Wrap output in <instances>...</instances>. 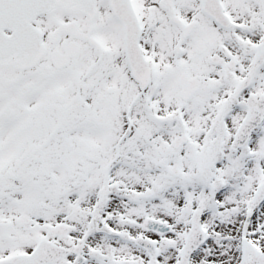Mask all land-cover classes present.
<instances>
[{
    "label": "snow or ice",
    "instance_id": "obj_1",
    "mask_svg": "<svg viewBox=\"0 0 264 264\" xmlns=\"http://www.w3.org/2000/svg\"><path fill=\"white\" fill-rule=\"evenodd\" d=\"M0 264H264V0H0Z\"/></svg>",
    "mask_w": 264,
    "mask_h": 264
}]
</instances>
